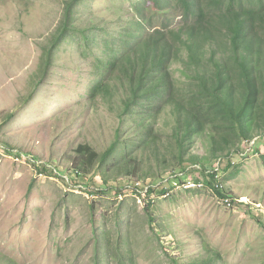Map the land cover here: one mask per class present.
<instances>
[{
  "label": "rangeland",
  "instance_id": "obj_1",
  "mask_svg": "<svg viewBox=\"0 0 264 264\" xmlns=\"http://www.w3.org/2000/svg\"><path fill=\"white\" fill-rule=\"evenodd\" d=\"M66 1L0 0V142L48 170L0 154V264H264V138L259 155L234 156L238 169L221 176L226 193L242 201L232 208L207 189L157 198L149 210L112 195L92 207L54 181L52 167L72 171L78 144L103 151L129 127L117 105L83 97L91 77L71 43L52 45ZM192 156L215 164L201 142ZM130 168L135 174L111 165L107 178L154 179L147 163ZM207 247L221 259L209 263Z\"/></svg>",
  "mask_w": 264,
  "mask_h": 264
},
{
  "label": "trees",
  "instance_id": "obj_2",
  "mask_svg": "<svg viewBox=\"0 0 264 264\" xmlns=\"http://www.w3.org/2000/svg\"><path fill=\"white\" fill-rule=\"evenodd\" d=\"M66 41L89 69L83 97L117 105L129 126L103 151L78 144L72 169L84 176L106 182L111 165L135 174L130 166L142 162L157 178L200 164L192 156L200 142L216 160L264 137V0H67L52 45ZM258 159L264 165V153ZM30 162L47 173L44 163ZM230 168L237 163L204 167L207 189L220 200L232 198L215 188ZM207 251L209 263L221 259Z\"/></svg>",
  "mask_w": 264,
  "mask_h": 264
},
{
  "label": "clouds",
  "instance_id": "obj_3",
  "mask_svg": "<svg viewBox=\"0 0 264 264\" xmlns=\"http://www.w3.org/2000/svg\"><path fill=\"white\" fill-rule=\"evenodd\" d=\"M264 137L255 136L250 141L245 142L243 149L239 152H232L227 157H220L215 160L214 168L218 171L222 169L226 162L233 160L234 156H237L240 160H245L254 153L253 148L257 145L258 141ZM258 146V145H257ZM0 153L9 157L13 162L27 161L30 162V155L18 148L10 147L0 142ZM235 162V161H234ZM43 163V162H42ZM73 168V167H72ZM55 172L54 181L61 183L67 192L80 196L85 199L89 204H95V202L102 200L109 195L116 198L117 201L131 200L135 205L145 204L147 209L153 207L154 201L169 200L174 198L177 194L183 195L194 191H203L208 187L204 181L203 174L209 175L211 171H204V167L200 164H189L185 171H172L169 174L163 175L157 178H138L136 176H124L119 179H111L106 182L103 181L101 176H96L94 173L84 176L83 173L78 170L69 172L67 169H60L52 167ZM65 170V172L63 171ZM68 172V173H66ZM77 174L82 183L89 189L86 193L75 192L70 190L63 181V176L67 175L72 177ZM44 175V174H41ZM215 188L224 189L225 186L221 183L215 185ZM208 190V189H207ZM227 208L234 207L238 204V200L225 197L221 200ZM235 203L233 204V202ZM123 203V202H120Z\"/></svg>",
  "mask_w": 264,
  "mask_h": 264
},
{
  "label": "built area",
  "instance_id": "obj_4",
  "mask_svg": "<svg viewBox=\"0 0 264 264\" xmlns=\"http://www.w3.org/2000/svg\"><path fill=\"white\" fill-rule=\"evenodd\" d=\"M73 178L75 180H73L72 177H69L67 175L63 176V181H64L65 185L69 187L70 190H73L75 192L76 191L81 192V193H86L89 190L84 185V183L81 182V180L79 179L77 174H74Z\"/></svg>",
  "mask_w": 264,
  "mask_h": 264
}]
</instances>
